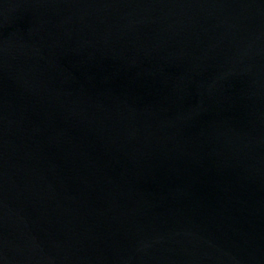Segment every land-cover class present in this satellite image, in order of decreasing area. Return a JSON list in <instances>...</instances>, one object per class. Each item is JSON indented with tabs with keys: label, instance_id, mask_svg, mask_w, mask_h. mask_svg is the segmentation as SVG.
<instances>
[{
	"label": "water",
	"instance_id": "1",
	"mask_svg": "<svg viewBox=\"0 0 264 264\" xmlns=\"http://www.w3.org/2000/svg\"><path fill=\"white\" fill-rule=\"evenodd\" d=\"M0 264H264V0H0Z\"/></svg>",
	"mask_w": 264,
	"mask_h": 264
}]
</instances>
